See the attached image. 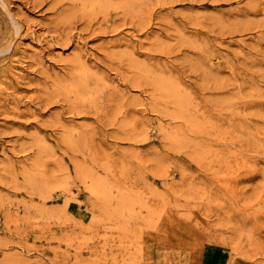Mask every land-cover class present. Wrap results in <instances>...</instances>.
Masks as SVG:
<instances>
[{"label":"rangeland","instance_id":"1","mask_svg":"<svg viewBox=\"0 0 264 264\" xmlns=\"http://www.w3.org/2000/svg\"><path fill=\"white\" fill-rule=\"evenodd\" d=\"M10 2L0 264H264V0Z\"/></svg>","mask_w":264,"mask_h":264},{"label":"bare ground","instance_id":"2","mask_svg":"<svg viewBox=\"0 0 264 264\" xmlns=\"http://www.w3.org/2000/svg\"><path fill=\"white\" fill-rule=\"evenodd\" d=\"M0 3H2V5L8 9L10 11V5H11V2L10 0H0ZM73 3L75 5H77L79 7V9L82 11V13L84 15H97V14H100V13H103L105 10H108L109 8V3H108V0H73ZM73 4V5H74ZM11 20H14V18H12ZM20 21L18 20H15L14 23H12L11 25V31L12 33H19V30H20ZM67 41V40H66ZM10 42V41H8ZM9 45V43H7ZM6 46V45H5ZM4 47V46H3ZM7 47V46H6ZM9 49V48H8ZM4 53V52H3ZM5 54V53H4ZM3 55V54H2ZM86 70L82 71V77H81V81H80V84L78 86H81L80 89H82V87L86 90H88L89 92H92L90 91V87L89 86V81L87 80V72ZM89 74V73H88ZM149 77V76H148ZM150 78V77H149ZM89 83V84H88ZM2 85V84H1ZM4 85V84H3ZM78 86L76 88L77 91L80 92V90L78 89ZM72 89V88H71ZM166 89V88H165ZM74 90V88H73ZM73 90L71 93H73ZM162 90V89H161ZM67 91V90H66ZM77 91H75V93H77ZM81 91H84V90H81ZM168 92V91H167ZM74 93V94H75ZM82 93V92H81ZM88 93V92H87ZM69 94V93H68ZM90 95V94H89ZM92 95V94H91ZM174 95V94H173ZM176 95V94H175ZM77 95L75 94V97ZM82 96V95H81ZM95 96V95H94ZM78 97V96H77ZM76 97V98H77ZM90 97V96H89ZM177 97V96H176ZM83 98V97H81ZM178 98V97H177ZM180 98V97H179ZM88 99V97H87ZM176 99V98H175ZM179 100V99H178ZM183 100V99H182ZM179 105V104H178ZM183 109V108H182Z\"/></svg>","mask_w":264,"mask_h":264}]
</instances>
